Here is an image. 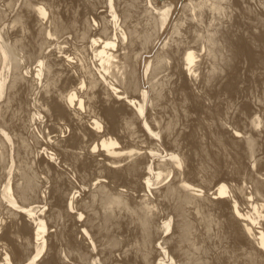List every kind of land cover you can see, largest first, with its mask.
<instances>
[{"label": "bare ground", "instance_id": "obj_1", "mask_svg": "<svg viewBox=\"0 0 264 264\" xmlns=\"http://www.w3.org/2000/svg\"><path fill=\"white\" fill-rule=\"evenodd\" d=\"M0 264H264V0H0Z\"/></svg>", "mask_w": 264, "mask_h": 264}]
</instances>
